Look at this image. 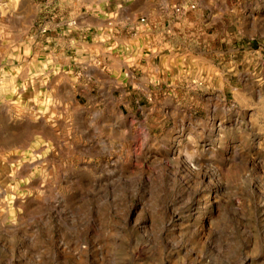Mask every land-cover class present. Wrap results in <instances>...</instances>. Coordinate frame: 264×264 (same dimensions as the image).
<instances>
[{"label":"rangeland","instance_id":"obj_1","mask_svg":"<svg viewBox=\"0 0 264 264\" xmlns=\"http://www.w3.org/2000/svg\"><path fill=\"white\" fill-rule=\"evenodd\" d=\"M0 264H264V0H0Z\"/></svg>","mask_w":264,"mask_h":264},{"label":"bare ground","instance_id":"obj_2","mask_svg":"<svg viewBox=\"0 0 264 264\" xmlns=\"http://www.w3.org/2000/svg\"><path fill=\"white\" fill-rule=\"evenodd\" d=\"M209 122V121H208ZM215 124V123H214ZM209 126V125H208ZM211 126H214L213 125V122H212V124H211ZM210 127V126H209ZM217 127V126H216ZM208 128V127H207ZM207 135H208V137L209 138H212L213 139V141H212V143H211V145H213L214 143H215V141L217 140L216 138V136H217V130L215 129V126L214 127H211V128H209L208 130H206V132H205ZM181 136V135H180ZM216 137V138H215ZM127 138V137H126ZM172 138V137H171ZM218 139H219V137H218ZM180 141V140H179ZM178 141V139L176 138H174L172 141H171V146L168 148V153H169V155L172 157V156H177L178 157V155L180 156V154L182 155V153H180L179 154V152H178V148L176 149V147L175 146H173L175 143H178L179 142ZM210 141V140H209ZM218 141V140H217ZM220 141V140H219ZM223 141V140H222ZM180 145V144H179ZM224 146V145H223ZM226 146H228V145H226ZM181 149V148H180ZM211 151V150H210ZM176 157V158H177ZM181 158V157H180ZM178 166V165H177ZM187 167V166H186ZM192 167V166H191ZM188 168V167H187ZM193 168V167H192ZM186 170V169H185ZM196 171V170H195ZM182 172V171H181ZM186 172V171H185ZM207 179V178H206Z\"/></svg>","mask_w":264,"mask_h":264}]
</instances>
